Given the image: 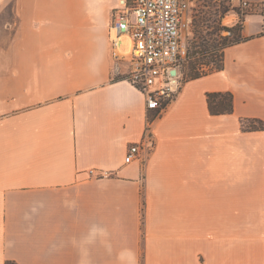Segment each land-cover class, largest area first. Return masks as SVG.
I'll return each mask as SVG.
<instances>
[{"label": "crops", "instance_id": "1", "mask_svg": "<svg viewBox=\"0 0 264 264\" xmlns=\"http://www.w3.org/2000/svg\"><path fill=\"white\" fill-rule=\"evenodd\" d=\"M119 1L17 0L0 48V264H264V131L241 125L264 121L263 16L158 113L117 46L49 41L97 33L91 17ZM208 93H232L234 112L213 116Z\"/></svg>", "mask_w": 264, "mask_h": 264}, {"label": "built area", "instance_id": "2", "mask_svg": "<svg viewBox=\"0 0 264 264\" xmlns=\"http://www.w3.org/2000/svg\"><path fill=\"white\" fill-rule=\"evenodd\" d=\"M233 1H238L242 11L252 5L251 0ZM196 4L197 0H120L113 11V45L122 37L132 40L128 82L144 95L148 111H163L177 96L180 69L188 52L184 32L193 23ZM153 147L147 134L143 143L129 148L125 163H134L141 152Z\"/></svg>", "mask_w": 264, "mask_h": 264}, {"label": "rangeland", "instance_id": "3", "mask_svg": "<svg viewBox=\"0 0 264 264\" xmlns=\"http://www.w3.org/2000/svg\"><path fill=\"white\" fill-rule=\"evenodd\" d=\"M251 2H252L251 7L242 11L237 7L238 1L197 0V4L191 14L193 23H190L189 27L184 32L185 39L188 41L190 45V42L195 38L197 28L200 26H201V30L204 33L208 32L207 26H210L211 28L220 26L219 27L220 31L218 32L220 37H227V36H231V32L227 30L242 29L241 32H243L245 21L253 15L263 16L262 20L264 22V12L261 2L256 3L254 0H251ZM70 5H72V3ZM68 13L70 14L71 11L68 10ZM103 13L104 12H102V14ZM99 15L100 14H97L96 16H94V18L91 17L93 20L90 19L91 20L90 24H88L90 26L96 27L97 33L93 35L48 36L50 38L49 41L63 42L67 44L69 48H72V46L76 43L108 42L112 50L113 41L111 40V37L109 39V32L111 31L110 27L112 23L113 13L110 12L109 14L103 15L102 17H100ZM99 19H102V23L98 22ZM205 20H208L206 25L203 23V21ZM257 20L259 22L260 20L259 17H254L253 21L255 23H253L252 26L257 25L258 23ZM19 25H20V18L17 12V0H0V48L1 49L4 50L8 49L13 44V42H15V40L17 39V31ZM262 34H264V31L262 32ZM21 38L23 39V36ZM28 38L29 36H25L24 41L27 42ZM24 41L22 40L21 42ZM131 48H132V40L129 37H122L119 39L117 44V50L121 55L123 56L128 55L131 51ZM180 71H181V78L179 79L180 85H179L178 93L186 81L182 66ZM127 75H128L127 77H129V72ZM126 80L128 81V79ZM141 153L143 154V152ZM141 157L142 156H140V158L137 161H140Z\"/></svg>", "mask_w": 264, "mask_h": 264}, {"label": "trees", "instance_id": "4", "mask_svg": "<svg viewBox=\"0 0 264 264\" xmlns=\"http://www.w3.org/2000/svg\"><path fill=\"white\" fill-rule=\"evenodd\" d=\"M207 22L208 20L203 21L205 25ZM219 27L211 28L207 26L208 32L206 33L201 30V26L197 28L195 38L190 42V45L188 43L187 58L182 63L186 79L185 83L222 71L225 68V50L249 40L242 36V29L227 30L231 32V36L220 37L218 33L220 31ZM262 35L264 36V34ZM207 102L209 111L213 116L232 114L234 112V96L232 93H208ZM241 125L246 132L264 131L263 120L243 119ZM7 264L17 263L8 261Z\"/></svg>", "mask_w": 264, "mask_h": 264}, {"label": "water", "instance_id": "5", "mask_svg": "<svg viewBox=\"0 0 264 264\" xmlns=\"http://www.w3.org/2000/svg\"><path fill=\"white\" fill-rule=\"evenodd\" d=\"M173 74H175V72H173Z\"/></svg>", "mask_w": 264, "mask_h": 264}]
</instances>
